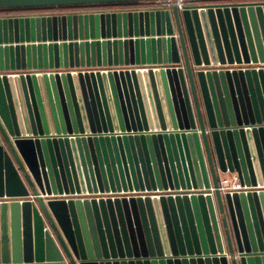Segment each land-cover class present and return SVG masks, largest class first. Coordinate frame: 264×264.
<instances>
[{
	"label": "water",
	"instance_id": "1",
	"mask_svg": "<svg viewBox=\"0 0 264 264\" xmlns=\"http://www.w3.org/2000/svg\"><path fill=\"white\" fill-rule=\"evenodd\" d=\"M158 1L0 0V264H264V0Z\"/></svg>",
	"mask_w": 264,
	"mask_h": 264
},
{
	"label": "built area",
	"instance_id": "2",
	"mask_svg": "<svg viewBox=\"0 0 264 264\" xmlns=\"http://www.w3.org/2000/svg\"><path fill=\"white\" fill-rule=\"evenodd\" d=\"M185 2L183 0H176L175 3H173L171 0H162V1H158L156 2V5L158 6H161V7H171L172 5H176L178 7V9H182L183 6H184ZM141 66H139L140 68ZM234 68H242V69H245L246 67L248 68H259V67H264V64H261V63H249V64H242V65H233ZM131 68H134V67H125V68H122V69H131ZM142 68V67H141ZM116 69H119V68H116ZM74 69H70V71H73ZM65 70L63 69H41V70H29L27 72H23V73H33V74H47L49 75L50 73H58L60 74L61 72H64ZM81 71H84V69H81ZM218 190L225 194V193H233V192H238V191H246L248 188L246 186H241L238 182V179H237V176L235 174H230V173H226V174H223L220 178H219V181H218ZM258 189H264V187H258ZM215 188L210 185L209 188H205V187H202V188H178V189H166V190H155V191H147V190H144V191H132V192H121V193H112V192H109V193H100V192H97L96 194L93 193V194H87L86 196L88 197H94V198H99V197H114L116 195L118 196H141V197H144L146 195H150L151 197L152 196H161V195H165V196H168V195H171V196H175V195H187V196H191V195H207V194H213ZM11 200H13V198H8L6 196L4 197H1L0 198V202L2 201H8L10 202Z\"/></svg>",
	"mask_w": 264,
	"mask_h": 264
},
{
	"label": "crops",
	"instance_id": "3",
	"mask_svg": "<svg viewBox=\"0 0 264 264\" xmlns=\"http://www.w3.org/2000/svg\"><path fill=\"white\" fill-rule=\"evenodd\" d=\"M145 5V4H144ZM108 6H118V5H108ZM172 7V6H171ZM169 7V8H171ZM72 7H69V6H61V7H55V8H46V10H49V13H44L42 12L43 14H53V13H57V14H60V13H68L70 9ZM139 8V7H138ZM162 8H167V7H162ZM42 13H39V12H32V11H16V10H13L11 12H9L8 14L7 13H1L0 12V16H20V15H35V14H42ZM223 174H221L219 176V178L222 176Z\"/></svg>",
	"mask_w": 264,
	"mask_h": 264
},
{
	"label": "trees",
	"instance_id": "4",
	"mask_svg": "<svg viewBox=\"0 0 264 264\" xmlns=\"http://www.w3.org/2000/svg\"><path fill=\"white\" fill-rule=\"evenodd\" d=\"M13 10H18V11H27V10H32V9H2V10H0V12L1 13H9V12H11V11H13Z\"/></svg>",
	"mask_w": 264,
	"mask_h": 264
}]
</instances>
